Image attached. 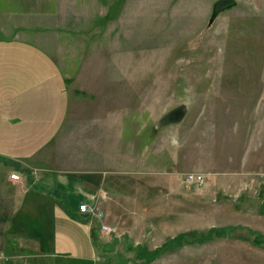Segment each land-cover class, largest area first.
<instances>
[{
    "label": "rangeland",
    "instance_id": "374dc122",
    "mask_svg": "<svg viewBox=\"0 0 264 264\" xmlns=\"http://www.w3.org/2000/svg\"><path fill=\"white\" fill-rule=\"evenodd\" d=\"M107 1L108 15L90 11L82 26L42 24L92 27L48 38L74 75L49 150L61 171L99 177L106 200L91 205L103 217L69 220L53 254L24 248L0 264H239L230 238L144 254L229 228L264 196V0H235L215 17L219 0ZM17 23L0 16V37Z\"/></svg>",
    "mask_w": 264,
    "mask_h": 264
},
{
    "label": "crops",
    "instance_id": "0c3cea01",
    "mask_svg": "<svg viewBox=\"0 0 264 264\" xmlns=\"http://www.w3.org/2000/svg\"><path fill=\"white\" fill-rule=\"evenodd\" d=\"M107 2L0 0V16H12L20 22L14 26L18 30L16 35L0 37L1 255L14 250L22 252L24 248L44 255L55 253L63 236V225L69 228L72 225L69 220L74 217L87 218L78 211V206L101 205L106 200L99 177L61 171L55 154L49 150L67 120L70 104L67 80L74 75L60 51L48 44V38L53 32L75 33L92 27L42 24L49 17L57 23L67 16L72 24L81 25V16L90 11L105 6V14L101 15H108ZM15 172L20 176L19 182L10 179ZM77 184L79 193H75ZM61 200L68 203L62 204ZM251 206L245 214L237 210L238 219L229 226L232 230L218 238H230V248L244 252L240 253L239 264H264V196ZM88 228L92 240L90 225Z\"/></svg>",
    "mask_w": 264,
    "mask_h": 264
},
{
    "label": "trees",
    "instance_id": "16d2710c",
    "mask_svg": "<svg viewBox=\"0 0 264 264\" xmlns=\"http://www.w3.org/2000/svg\"><path fill=\"white\" fill-rule=\"evenodd\" d=\"M232 230V228H218V229H210L206 234H204L203 236H199L198 238H194V239H189V237L192 235L191 233H187V234H182V236H178L175 237L171 240H169L168 242L165 243V245L163 246L164 248H162V250H158L156 252H145V256H147L149 258V262H151L156 256V254H160L161 251H164V249L166 247H180L182 246L184 243H203L204 241H208L211 240L213 237H222L228 234V231ZM201 238V239H199Z\"/></svg>",
    "mask_w": 264,
    "mask_h": 264
},
{
    "label": "built area",
    "instance_id": "2783aa9c",
    "mask_svg": "<svg viewBox=\"0 0 264 264\" xmlns=\"http://www.w3.org/2000/svg\"><path fill=\"white\" fill-rule=\"evenodd\" d=\"M10 179L14 182H19L20 176L18 173L15 172L10 175ZM185 180L188 184H195L200 186L202 185L204 179L199 174H191V175H187ZM78 211L82 214H86V216L90 219L92 218L102 219L103 217V212L98 210L95 205H91V204H80L78 206ZM108 231L109 228L106 225L100 226V232L105 233Z\"/></svg>",
    "mask_w": 264,
    "mask_h": 264
},
{
    "label": "water",
    "instance_id": "95a60500",
    "mask_svg": "<svg viewBox=\"0 0 264 264\" xmlns=\"http://www.w3.org/2000/svg\"><path fill=\"white\" fill-rule=\"evenodd\" d=\"M235 3V0H219L213 8V17H215L221 11L231 8Z\"/></svg>",
    "mask_w": 264,
    "mask_h": 264
}]
</instances>
